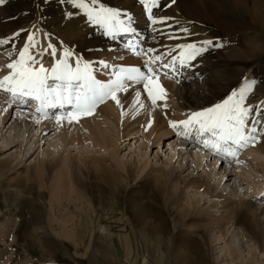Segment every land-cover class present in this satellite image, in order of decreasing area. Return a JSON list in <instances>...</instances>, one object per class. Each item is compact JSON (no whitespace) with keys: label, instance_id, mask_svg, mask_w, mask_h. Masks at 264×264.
<instances>
[{"label":"bare ground","instance_id":"1","mask_svg":"<svg viewBox=\"0 0 264 264\" xmlns=\"http://www.w3.org/2000/svg\"><path fill=\"white\" fill-rule=\"evenodd\" d=\"M33 1L35 0H11L10 3L0 6L3 7V11L0 12V28L12 16H19L18 19H22L21 17L27 13ZM168 2L169 0H160L162 6L166 5ZM100 4L115 10L126 11L128 16L134 17L132 26L136 28L138 35L133 37L127 34H117L115 39H119L114 42V39L104 34L103 29L88 23L86 17L80 14L71 21L65 20V25L60 23V31L56 33L50 32V30L44 26L43 22H35L36 30L39 29L38 32H35L36 36L38 35L37 40H35L38 42L40 38L38 42L39 51H44L48 43H51L58 46V56L62 58L63 49L59 47L62 42L64 47H69L71 51L79 54L83 62H92L94 65V75L102 80V82L106 83L110 78H115L114 72L118 71L119 67H139L143 70L145 61L156 55H160L164 58L163 61L158 62V64L163 62L171 63L173 56L179 57V46L187 42L215 39L222 43L223 47L212 48L199 58L200 63H198L195 68V72L198 75L192 77L195 78L194 81H189V79L184 80L182 92L179 94L175 90H170L174 85L168 84V80L166 82L162 79L167 78L163 77V71L165 70L162 69L161 78L158 83L167 92L166 107L164 106L165 100L161 99H158L157 105L153 106L151 101L147 98V94L141 90L142 85L130 84L126 92L118 93V97L121 101L119 106H117L114 101L109 100L99 105L94 115L81 118L80 122L77 124L78 126H76V123L69 125L67 122H64L63 126H57L54 120H43L41 117L35 115L34 112L28 111V113L25 114L26 112L24 113V111L19 108L21 107L19 105L8 106L5 101L10 99V96H6L4 93L0 92V96L3 100V102H1L2 104H0V113L2 115L0 130L5 128L10 117H12V110L18 108L19 110H17V113L14 115L13 123L20 125H24V123L34 124L36 129L40 132L39 137L42 134L48 136L49 133H51V129H55V135L53 136L51 134L52 136L48 140L58 137L63 140V144L65 143L63 147L66 149L67 147L77 146L80 142L84 143L82 141L86 139L92 144V147L98 146L101 149L110 151L107 156L101 155L100 159L102 158V161L98 162V160H94L93 158H79L71 156V154L64 155L63 157H54L58 151V149H56L52 152V157H48L45 160L39 158L28 165V168L24 171H16L17 177L23 175L29 182L32 176H38L45 171H47L50 176L57 177L51 180V190L49 191L48 199L45 197L46 194L48 196L46 192V189H49L48 185L45 187L39 186L37 189L38 191L34 192L38 193V195L34 196V199L38 201V204H40V202L42 205L48 203L52 211L54 204L57 207L60 204V211L64 208L63 206L65 203H75L80 199L87 200V188L82 182L83 176L85 180H87L89 188L93 190L96 189V178L93 177L96 173L95 171H101L103 173V180L101 182L111 188L117 187L115 181L117 182L119 178H116V172L122 175L126 174L129 179L144 176V179L148 182L147 187L152 184L157 190L154 197L156 195L159 201L171 204L172 210L175 206L177 207L176 215H178L180 223L185 221L192 226V228L201 229L205 237L209 235L215 227L220 230L224 225L230 224V226L240 228L245 238L250 240L261 253H264V206H257L251 199L232 198L226 195L224 191H218L217 189L221 182L214 181L213 183L210 174L207 176H195L196 174L183 176L182 173L185 170H183L182 167H175V165L169 162L168 164L165 162L160 166H154L150 160L143 161L144 163L142 164H135V162L132 163L128 160L121 161L117 158L122 143L126 142L128 144L132 139L134 144L144 141L147 143V146L144 148L147 156L151 151V147H157L159 151L156 152V155L158 157L160 151H162L161 145L165 146V143H163L164 140L171 137V132H174L169 126V121L186 120L191 112L206 109L214 106L216 103L222 102L232 91H237L241 83L244 84L245 79L248 81L254 79L252 74L253 65L257 62V59L264 54V0H176V3L171 7L154 9L157 17L168 16L174 18L173 20H169L167 24L158 23L154 28L149 26L146 13L143 10V6L138 3V0H100ZM67 8L68 6L66 5L64 11H66ZM24 18L25 17H23V19ZM121 18L126 20L127 16L122 15ZM10 25L14 26L10 27ZM16 25V23H9L4 27L7 28V31L13 33L17 30L14 29ZM40 27L45 29H40ZM5 28H3V30ZM183 28H187L189 33H194V35L189 36L185 34ZM3 34L5 33L0 30V38H2L1 36H3ZM57 35H59V37ZM170 36L178 37V39H170ZM22 38L24 39V37ZM132 39L140 41L141 47L144 49L153 48V52L142 55L141 57H134L130 54L131 52L125 48L127 42ZM20 41L19 43H21ZM121 45L124 46L121 47ZM10 50L11 47L8 48L7 52ZM170 50L172 51L170 52ZM7 52L4 51L5 58L3 57V59L5 60H8L6 55ZM118 58L121 59L115 61L114 65L113 63L111 64V67L108 68V73L103 74V72H101L103 67L98 66L99 61L108 64L110 60L113 62ZM134 58H140L141 61L135 60ZM5 60H3L4 63ZM71 62L72 61H70V63ZM43 63L46 68L51 69L53 66L52 57L45 56ZM113 67H115V69H113ZM181 71H188L189 75H192L191 70L185 69L180 70L179 75H177L178 77H176V73L171 74L178 79L179 77L182 79L184 74ZM208 72L209 74H207ZM6 74L9 73H4L0 69V79ZM199 74H202V76ZM189 75L188 77H191ZM200 78H204L205 82L199 84L197 80ZM137 91L140 92L139 101L136 98ZM157 95H159V91H157ZM251 98L252 96L250 99ZM250 99L246 102L247 106L251 105ZM141 104H143V107L140 106ZM147 105L150 108L149 113L144 111ZM263 105L264 103L260 105V108H263ZM34 120H41V122L36 124ZM149 122H151V127H147ZM141 136L143 140H139ZM34 138L36 142L39 143L36 134H34L33 139ZM179 139L184 141L182 138ZM184 142L188 144L183 146L181 142L180 148L182 149L185 148L191 151L198 147L192 145L193 143L189 140L185 139ZM158 143H160V146H158ZM9 145H11L10 148L5 149L6 145L0 148V153L12 149V147L18 144L13 141ZM114 145L118 147L114 148ZM170 148L172 150L171 152L175 154L171 157L172 159L176 158L177 160L178 158L182 159L184 157V151H175L177 150L175 144H170L169 149ZM87 149H89V147H87ZM201 149L200 151H203ZM67 151L70 150L68 149ZM91 153H94L92 157L98 158L95 154L97 151L93 149L88 150V154ZM208 153L210 152L206 151V154ZM241 153H244V155H241ZM241 153L239 155V157H241H238V159L242 160L245 158V161L251 162L254 169L253 171H255L253 173H256V177H263L264 141L258 143L254 147H248ZM199 157L201 158L199 161V168H201V170L196 168L197 172L204 170L202 166L207 163V161L204 162V158H208L204 152L201 153ZM158 158L160 159V157ZM193 159L194 157L187 162V164L191 163V168L198 165ZM220 160L221 164H219ZM214 161V163L219 164L220 167L224 165L225 169L228 170L226 167L228 163L223 159L218 158L217 161L216 159ZM243 161H240V163ZM105 162H107V164H105ZM201 163L203 165H201ZM186 168H188V166ZM120 169L125 172V174L120 172ZM192 170L194 171V169ZM135 180H137V178ZM138 180L140 181L139 178ZM56 182L59 186H62L63 183L66 186L59 195L54 192ZM261 182H264V180H261ZM257 188L255 196L261 198L264 194V186L263 188ZM189 189H201L204 194L208 196L207 198L216 197L218 200L220 199L217 206H220L222 213L216 217H214L212 213H207L198 217L197 215L199 212L197 208L193 206V201L190 197H184V193ZM72 191L75 192V197L71 195ZM153 192H155V190ZM104 197L103 195L101 199ZM92 208H95V210L99 209L100 211L104 210L105 206L99 204V206H92ZM135 215L136 212L133 213V216ZM135 217H138V215ZM102 219L105 218L100 217V220ZM92 221L94 222V218H92ZM93 222H91V224H93ZM62 224L64 225L62 228L63 236L66 239H76V235H74L75 229L69 228V224L67 225L66 222H62ZM92 228L95 229L96 225L93 224ZM98 230L101 234H111V231H108L110 229L106 225L99 226ZM220 231L222 232V230ZM181 240H183L182 237ZM202 242L204 243L205 241L203 240ZM229 253L230 258L234 259V249H229ZM252 261H256V258H253ZM247 264H249V262H247Z\"/></svg>","mask_w":264,"mask_h":264},{"label":"rangeland","instance_id":"2","mask_svg":"<svg viewBox=\"0 0 264 264\" xmlns=\"http://www.w3.org/2000/svg\"><path fill=\"white\" fill-rule=\"evenodd\" d=\"M38 5L40 6L39 10H37ZM65 6L57 4L56 0H51L48 4H44L43 0H35L27 13L21 17L22 19H18L19 16H12V19L10 18L5 22L6 24L4 23L0 30L5 34L1 37L11 36L12 33L4 27L9 23H16L14 29L17 30L25 26L22 29H34L35 32H38L39 29L36 30L35 22L41 21L50 32H59V25H65L63 19ZM0 8V12L3 11V7ZM41 16L43 17L42 20ZM23 17L25 18L23 19ZM3 28L5 29L3 30ZM40 29L45 28L40 27ZM27 35V32L21 33V38L19 37L15 42L16 47H20V44L26 42ZM37 36L35 33L36 40ZM57 36L59 37V35ZM118 39H114V42ZM18 40H21V43ZM39 40L40 38L38 42ZM123 46L121 45V47ZM9 47L11 46L0 47V69L4 73H9L8 69H4L7 68L5 65L8 60L6 59V62L3 59V57L5 58L4 51L7 52ZM120 59H115V61ZM134 59L141 61L140 58ZM3 60H5V63ZM115 61L110 60L108 63L109 68ZM252 70L256 83L253 91L249 94L248 100L252 96L250 104L255 110L264 103V54L257 59ZM101 72L104 74L109 71L103 68ZM181 72L184 76L179 79L180 82L172 77H170L171 79L162 78L166 82L168 80V84L174 85L170 90H175L178 94L182 92L184 80H195L191 74L189 75L188 71ZM177 75L179 73H176V77H178ZM188 75L191 77H188ZM197 81L199 84L205 82L204 78ZM243 86L244 84L241 83L237 91ZM1 102L3 100L0 96V104H2ZM245 106H247V103ZM260 109H264V105ZM17 110L19 109L14 108L12 110V117H10L5 128L0 130V148L5 145V149L10 148L11 145L9 144L13 141L18 144L12 149L0 153V264H247V262L249 264H264V253H261L250 240L245 238L240 228L226 224L220 229L222 232L215 227L205 237L201 229L192 228L185 221L180 223L179 217L176 215L177 207L175 206L172 210L171 204L159 201L156 195L154 197L157 190L152 184L147 187L148 182H146L144 176L136 177L140 181L135 180L136 178H131V180L121 169L120 172L125 175L116 172V178H119L117 182L115 181L116 188H111L101 182L103 173L95 171L96 173L93 176L96 178L95 190L89 188L87 180L84 176L82 177V182L87 188V200L80 199L75 203H65L64 208L60 211V204L58 203V207L54 204V212L48 203L42 205L40 202L38 204V201L34 199V196L38 193L34 192L38 191L39 186L45 187L48 185L49 189H46L48 196L47 194L44 195L48 199L51 180L57 177H52L45 171L38 176H32V179L28 182L23 175L17 177L16 171H24L28 168V165L39 158L45 160L52 157L51 154L56 149L58 151L54 157L71 154V156L79 158H93L98 162L102 161V158L100 159L101 155L107 156L110 151L101 149L98 146L92 147V144L86 139L82 141L84 143L80 142L77 146L67 147L66 149L63 147L65 143L63 144V140L60 138L56 137L48 140L52 135H55V129H51L48 136L42 134L39 137L40 132L34 124H14L13 118ZM23 111L26 112L25 114L28 113L26 109H23ZM144 111L149 113L150 108L148 105ZM1 117L0 113V126ZM76 126L78 125L76 124ZM34 134H36L39 143L36 142L35 138L33 139ZM179 138L182 137L177 136L175 132H171V137L163 142L165 146L161 145L162 151L158 156L160 159L156 155V152L159 151L157 147H151V151L147 156L144 149L147 143L144 141L134 144L133 139L128 144L126 142L122 143L117 158L121 161L135 162V164H142L150 160L154 166H160L165 162L168 164L169 162L175 167H182L185 170L182 173L183 176L194 174H196L195 176H207L210 174L213 183L214 181L221 182L218 191H224L226 195L232 198L251 199L257 206H264V194L261 198L255 196L257 187L263 188L264 186V182H261V180H264V176L256 177L251 162L245 161V158L239 160H244L239 164L233 161L226 166L228 168L226 170L224 165L219 166L221 160L219 164L214 163V160L217 161L218 157L215 158L210 153L206 154L208 150L202 148L203 151H197L194 148L189 151L180 148L181 144L186 146L188 143L184 142L185 139L182 138L184 141H181ZM141 139L143 140L142 136L139 140ZM170 144H175L177 147L176 152L184 151L185 155L182 159L171 158L175 154L171 152V148L169 149ZM158 146H160V143H158ZM117 147L114 145V148ZM68 149L70 151H67ZM92 149L97 151L95 154L98 158L92 157L94 153H91L92 155L88 154V150ZM203 152L208 156V158H204V162L207 161V163L202 166L203 171L197 172V169L201 170L199 168L201 156L199 157V155ZM244 153H241V155H244ZM193 157L198 165L191 168V163L187 164V162ZM201 165L203 164L201 163ZM187 166L188 168H186ZM250 174H253L252 177ZM57 182L54 186V192L59 195L66 186L64 183L59 186ZM154 190L155 192H153ZM71 195L75 197L76 194L72 191ZM103 195L105 197L101 199ZM184 197H190L193 201V206L199 212L198 217L207 213H212L216 217L222 213L220 206H217L220 199L218 200L216 197L207 198L208 196L201 189H189L184 193ZM99 204L104 205L105 209L99 211V209L92 208V206L97 207ZM134 212L138 217L133 216ZM100 217L105 219L100 220ZM92 218H94V222ZM62 222L69 224V228L75 229V241L66 239L63 236L62 228L64 225ZM91 222L96 225L95 229L92 228L93 224ZM101 225L108 226L110 229L108 231H111V234H101L98 230ZM181 237L183 240H181ZM231 248L235 251L234 259L229 256V249ZM253 258H256V261H252Z\"/></svg>","mask_w":264,"mask_h":264},{"label":"snow or ice","instance_id":"3","mask_svg":"<svg viewBox=\"0 0 264 264\" xmlns=\"http://www.w3.org/2000/svg\"><path fill=\"white\" fill-rule=\"evenodd\" d=\"M10 2L11 0H0V6ZM50 2L51 0H43L44 4ZM56 3L68 6L63 12L64 20L71 21L83 14L88 23L99 26L112 39L117 34L133 37L138 35L136 28L132 26L134 17L128 16L126 11L103 6L100 0H56ZM138 3L143 6L149 26L153 28L158 23L167 24L174 19L168 16L157 17L154 9L171 7L176 0H169L163 6L160 0H138ZM39 9L38 5L37 10ZM122 15L127 16V19H122ZM23 32L28 33L26 42L17 48L15 42ZM183 32L189 36L194 35L187 28H183ZM169 38L178 39L174 36ZM0 46H11V50L6 53L9 74L0 79V92L10 96L5 103L10 107L35 104V112L41 119L54 120L57 126H63L64 122L69 125L78 124L81 118L94 115L97 107L109 100L119 106L121 101L118 93L126 92L130 84L142 85L141 90L147 94L153 106L161 99L165 100L166 107L167 92L158 83L162 69L165 70V77L170 73H179L181 69L191 70L195 77L198 75L195 68L200 63L199 58L212 48L223 47V44L215 39L185 43L179 46V57L173 56L171 63L158 64L164 58L156 55L145 61L143 70L139 67L120 68L114 72L115 78H110L106 83L94 75L92 62H83L79 54L64 47L62 42L59 45L63 49L62 58L58 56V46L51 43H48L44 51H39L35 31L32 29H18L10 37L0 38ZM126 49L137 56L153 52V48H142L140 41L136 39L129 40ZM45 56L53 59L51 69L44 66ZM98 66L109 68L103 61H99ZM255 83L254 79H245L244 86L238 91H232L222 102L191 112L186 120L169 121V126L177 136L198 146L197 151L202 147L228 164L233 161L239 164L238 157L243 150L264 141V109L254 110L251 105L245 106ZM139 96L140 92L137 91L138 101ZM140 106L143 107V104ZM40 122L41 120H34L36 124ZM147 127H151V122Z\"/></svg>","mask_w":264,"mask_h":264}]
</instances>
